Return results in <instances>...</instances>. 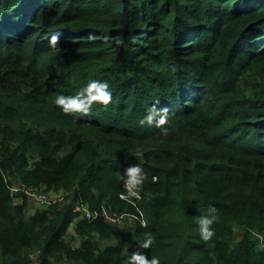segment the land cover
Segmentation results:
<instances>
[{"label": "trees", "instance_id": "16d2710c", "mask_svg": "<svg viewBox=\"0 0 264 264\" xmlns=\"http://www.w3.org/2000/svg\"><path fill=\"white\" fill-rule=\"evenodd\" d=\"M91 79L110 83L107 107L54 103ZM157 101L168 123L141 125ZM134 163L147 223L113 225L96 210H134L120 198ZM12 181L69 190L68 203L27 214ZM80 200L95 218L77 219ZM133 251L264 264V0H0V264H125Z\"/></svg>", "mask_w": 264, "mask_h": 264}, {"label": "clouds", "instance_id": "9594fccd", "mask_svg": "<svg viewBox=\"0 0 264 264\" xmlns=\"http://www.w3.org/2000/svg\"><path fill=\"white\" fill-rule=\"evenodd\" d=\"M61 33L56 32L51 35L49 43L52 46H57L60 40ZM113 99L111 85L107 80L102 79H91L88 83L80 90V92L74 96L59 95L55 98L54 103L61 108L64 113L70 114H88L92 111L94 105L97 102L107 107ZM159 101L151 105L147 114L140 120V124L153 125L161 127L168 123L169 109L167 107L159 108L157 105ZM162 132H167L166 128H162ZM134 155L141 158L143 153L137 150ZM145 172L141 163L130 164L124 169L125 183L129 189L136 188L137 191H130V196L139 195L138 189L142 185L145 179ZM208 211L210 215L202 216L198 219V223L201 225L200 231L203 239L208 240L214 235V229L210 226L214 220L217 219L215 215H211L216 212L214 206H209ZM154 242V236L151 233H145V238L141 243V247L148 249ZM125 264H160V258L156 255L148 257L143 252L133 251L125 261Z\"/></svg>", "mask_w": 264, "mask_h": 264}, {"label": "built area", "instance_id": "2783aa9c", "mask_svg": "<svg viewBox=\"0 0 264 264\" xmlns=\"http://www.w3.org/2000/svg\"><path fill=\"white\" fill-rule=\"evenodd\" d=\"M4 180L7 182V178L4 177ZM123 185L124 188L128 187L126 183H123ZM8 191L9 195L16 203H19L18 200H21V196H24L27 199L35 200L39 204L45 206L51 204L60 205L69 198L68 196L70 194L69 190H45L44 187L33 188L14 181L8 183ZM73 211L76 212L80 218L92 219L97 216V212L92 211L89 206L81 200L74 204ZM100 213L105 221L113 225L122 226L127 224L122 215L114 212L110 208L104 207Z\"/></svg>", "mask_w": 264, "mask_h": 264}, {"label": "rangeland", "instance_id": "374dc122", "mask_svg": "<svg viewBox=\"0 0 264 264\" xmlns=\"http://www.w3.org/2000/svg\"><path fill=\"white\" fill-rule=\"evenodd\" d=\"M122 183H125V181H122ZM123 185V184H122ZM124 187V185H123ZM126 192H123L120 195V198L125 200L127 203H132L131 205L133 206V211H119L118 209H112L114 212L119 213L120 215H122L125 219V223H127V225L132 226L133 228H136L138 225L144 226L147 223V220L145 218V212L144 210L141 208V206L139 205V202L142 200V196L139 194L138 197L137 196H130L129 192L130 191H136L134 188H132L131 190L129 189V187L125 188ZM21 200H18L19 203H22L24 201H26V212L27 214L32 213L33 211H35L36 209H41V208H45L46 206L39 204L38 202H36L35 200L32 199H27L24 198V196H21ZM68 201H64L62 204L60 205H64L67 204ZM109 208L107 207L105 204H102L99 208H97V212L100 210V212H102L103 208ZM95 211V212H96ZM137 217V218H136ZM80 218L79 216H77V219ZM77 219L75 221H77ZM75 222L73 221L72 224H70L69 228H67V233H66V238L67 240L73 245L76 246L78 244V238H76V236H74V232H73V228H74ZM236 232V230H235ZM236 236V235H235ZM76 238L75 240L72 238ZM261 242L262 238L260 239ZM107 243V241H101L100 245L104 246ZM33 260H34V264H36V256H32Z\"/></svg>", "mask_w": 264, "mask_h": 264}]
</instances>
